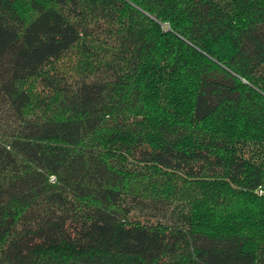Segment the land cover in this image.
I'll return each instance as SVG.
<instances>
[{"label":"trees","instance_id":"obj_1","mask_svg":"<svg viewBox=\"0 0 264 264\" xmlns=\"http://www.w3.org/2000/svg\"><path fill=\"white\" fill-rule=\"evenodd\" d=\"M0 264H264V0H0Z\"/></svg>","mask_w":264,"mask_h":264}]
</instances>
